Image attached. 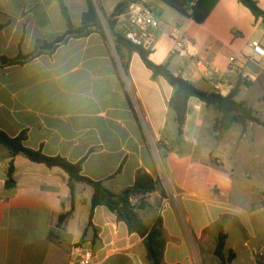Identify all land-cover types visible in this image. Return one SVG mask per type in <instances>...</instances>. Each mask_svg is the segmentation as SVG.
<instances>
[{
    "label": "crops",
    "instance_id": "0c3cea01",
    "mask_svg": "<svg viewBox=\"0 0 264 264\" xmlns=\"http://www.w3.org/2000/svg\"><path fill=\"white\" fill-rule=\"evenodd\" d=\"M92 2L105 37L72 38L55 51L23 65L0 67V130L27 134L26 146L47 156L83 162L84 176L114 193L135 183L138 171L164 176L160 192L149 194L139 215L148 228L161 219L166 237L163 264H221L219 234L227 236L231 264H264L253 257L264 245V127L234 124L223 136L220 114L199 99L189 102L184 134L170 108L173 87L154 77L138 54L124 68L107 19L126 0H65L76 28ZM264 9V0H256ZM155 15L150 60L205 92L251 105L264 122V24L238 0H220L203 24L184 17L162 0H143ZM0 57L32 54L38 43H54L68 29L58 0H0ZM127 17L114 30L124 34ZM188 34L192 46L176 51ZM235 57V68L230 58ZM242 175H236L238 156ZM0 264H78L73 247L90 244L97 264H149L143 239L106 207L95 210L88 229L94 190L73 183L61 168H48L23 155L13 159L15 186L7 188L12 162L0 144ZM242 170V169H241ZM236 183L247 203L234 194ZM177 195L174 199L173 195ZM164 198L168 201L164 202ZM72 212L62 228V214ZM53 233L54 237H50Z\"/></svg>",
    "mask_w": 264,
    "mask_h": 264
},
{
    "label": "trees",
    "instance_id": "16d2710c",
    "mask_svg": "<svg viewBox=\"0 0 264 264\" xmlns=\"http://www.w3.org/2000/svg\"><path fill=\"white\" fill-rule=\"evenodd\" d=\"M174 10L186 18L203 24L212 14L220 0H162ZM240 4L246 7L256 18L262 20L264 24V9L259 6L256 0H238ZM63 18L67 23V31L59 37L56 42L48 44L38 43L35 51L27 56L20 55L17 58L0 57V67L13 65H23L26 62L43 54L45 51H55L60 45L67 43L72 38H85L93 33H100L105 37L103 26L100 22L98 11L95 5L89 1V8L83 14L82 25L76 28L73 24L70 11L65 0H58ZM143 0H126L117 5L113 14L107 19V23L112 31L114 43L118 51L122 48L127 51V56H123L124 68L128 70L129 63L133 54H138L145 66L152 71L154 77L164 78L174 89V94L170 102V108L176 117L178 124V134H184L187 117L189 113V102L192 98L199 99L207 108H213L220 114L215 124V130L219 136H223L234 124H240L244 127L249 123L264 127V122L256 116L254 108L244 101H237L238 90H234L228 96H223L217 91L205 92L197 88L188 80L174 74L169 64L157 65L150 60L151 51L131 43L124 34L114 30L118 20L127 15V11L134 3H142ZM4 26L0 25V31ZM27 134L21 133L17 137H11L0 130V144L4 145L10 153L12 162L8 170L7 188L15 186V165L13 159L18 155H23L29 161L37 164H43L48 168H61L70 178V187L73 190L74 182H81L93 188L92 208L88 229L95 230L93 218L95 210L100 207H106L111 213L117 216L118 221L124 222L130 234L140 236L148 251L149 264H163L164 251L166 247V237L161 219H158L154 227L148 228L140 218L139 209L145 205L142 202L135 206L132 199L147 194L160 192L166 196L162 183L154 179L144 170L138 171L133 186L124 189L120 193H114L109 190L103 182L94 181L83 174V162L72 163L61 156H47L42 151H35L26 146ZM72 212L62 214L59 218L58 228H62L70 218ZM53 238V233H50ZM228 236L224 231L219 234L216 255L221 259V264H231L235 259V254L230 251L225 256ZM83 244V242H82Z\"/></svg>",
    "mask_w": 264,
    "mask_h": 264
},
{
    "label": "built area",
    "instance_id": "2783aa9c",
    "mask_svg": "<svg viewBox=\"0 0 264 264\" xmlns=\"http://www.w3.org/2000/svg\"><path fill=\"white\" fill-rule=\"evenodd\" d=\"M128 29L125 31V37L134 45L143 47L145 49H150L155 40V28L156 19L153 12L143 7L140 3H134L130 6L127 11ZM191 37L182 33L176 38V51L184 52L192 46ZM250 48L254 55H258L264 58V47L259 41H252L250 43ZM236 58H230V64L232 68L234 67ZM2 162L0 161V167ZM157 180L161 183L164 181V176L161 175ZM149 194L144 196L135 197L132 199V203L135 206L140 205L142 202H146ZM176 199L177 195H173ZM168 201L164 198V202ZM71 254L77 257L78 264H97L94 262V252L90 244H80L75 246L71 250ZM253 257L256 261L264 263V245L254 250Z\"/></svg>",
    "mask_w": 264,
    "mask_h": 264
},
{
    "label": "rangeland",
    "instance_id": "374dc122",
    "mask_svg": "<svg viewBox=\"0 0 264 264\" xmlns=\"http://www.w3.org/2000/svg\"><path fill=\"white\" fill-rule=\"evenodd\" d=\"M103 29H104V32H105V28L104 27H103ZM106 30H108V32L111 33V29H110L109 25H108V28ZM111 35H112V33H111ZM237 161H238V163H237L238 167H240L242 170L241 169L237 170V174L236 175H242V171H243V169L245 167V165H244L245 164L244 156L243 155L238 156ZM234 194L236 195L237 200L240 201L241 203H247L248 201H246V196L249 195V194L252 195L251 192L242 191L240 185H238L237 183H236V186H235Z\"/></svg>",
    "mask_w": 264,
    "mask_h": 264
}]
</instances>
